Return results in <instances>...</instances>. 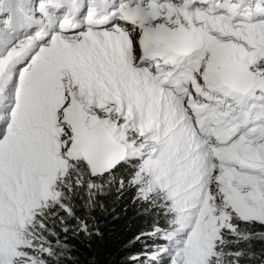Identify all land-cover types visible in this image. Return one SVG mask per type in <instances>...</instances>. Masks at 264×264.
<instances>
[{
	"label": "snow or ice",
	"instance_id": "1",
	"mask_svg": "<svg viewBox=\"0 0 264 264\" xmlns=\"http://www.w3.org/2000/svg\"><path fill=\"white\" fill-rule=\"evenodd\" d=\"M118 176L163 194V264H240L228 237L264 238L238 223L264 224V0H0V264L58 258L41 210ZM93 207L77 231L99 236Z\"/></svg>",
	"mask_w": 264,
	"mask_h": 264
},
{
	"label": "trees",
	"instance_id": "2",
	"mask_svg": "<svg viewBox=\"0 0 264 264\" xmlns=\"http://www.w3.org/2000/svg\"><path fill=\"white\" fill-rule=\"evenodd\" d=\"M138 164L133 159L125 168L123 174L128 175L133 171L132 165ZM74 187L76 181L71 176L67 178ZM119 176L107 187V195H95L87 191V178L83 187L74 188L72 192L64 185L61 190L64 196L61 201L42 210L35 232L41 240L55 241L59 239L62 244L56 248L58 258H49V264H133L128 260L132 253H148L149 256L158 252L166 240L156 232L155 235L142 236L135 239L141 233L152 232L153 229H162L168 226L166 214L162 210L159 199L152 198L151 205L137 199V190L134 187H126L118 191ZM103 201L105 211L100 212L99 204ZM92 215L99 217V236H88L79 228V222L87 218L86 206H92ZM71 207L72 215L67 209ZM42 222L44 228L39 227ZM243 233H260L264 237V224L238 222ZM66 225H70L67 232L63 231ZM239 240V243L228 244L232 249H243L245 255L240 258V264H264V238L245 239L243 235L229 236L228 240ZM55 246V245H53ZM67 246V247H64ZM148 251V252H147ZM37 256L41 250L36 249ZM247 253H255L249 257ZM156 264L163 261L158 258Z\"/></svg>",
	"mask_w": 264,
	"mask_h": 264
},
{
	"label": "rangeland",
	"instance_id": "3",
	"mask_svg": "<svg viewBox=\"0 0 264 264\" xmlns=\"http://www.w3.org/2000/svg\"><path fill=\"white\" fill-rule=\"evenodd\" d=\"M136 160L139 163V160L138 159H136ZM62 186H63V184H61L60 187H62ZM152 198H158L159 199L160 206H161L162 210L164 211V213L166 214V209L163 206V194L162 193L159 194V195L154 194ZM55 203H56V201H49L47 203V205L43 209L49 207L50 205H54ZM42 210H41V212H42ZM40 215H38L37 221L40 218ZM166 218L168 220V226H166L165 228L159 229V231H157V233L159 234V236L162 237L163 240H166V242L164 243V245H168L170 243L169 239L167 238V235H166V231L165 230L169 229V227H170V219H171V217H170V215H167L166 214ZM238 222H243V221H238ZM159 252H160V247H159V250H158V252L156 254H158ZM142 254L143 255H141L140 258H139L140 261H141V264H156L155 260L157 261L158 258H159L158 256H156V254L149 256L148 255L149 252L147 254L146 253H142ZM154 256H156V258H154ZM161 264H163V262Z\"/></svg>",
	"mask_w": 264,
	"mask_h": 264
}]
</instances>
